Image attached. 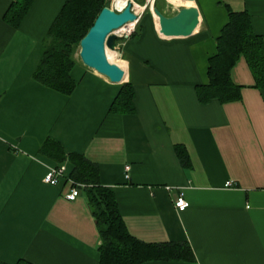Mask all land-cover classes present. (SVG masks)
I'll return each mask as SVG.
<instances>
[{
    "label": "crops",
    "instance_id": "obj_1",
    "mask_svg": "<svg viewBox=\"0 0 264 264\" xmlns=\"http://www.w3.org/2000/svg\"><path fill=\"white\" fill-rule=\"evenodd\" d=\"M13 1L0 0V262L98 264L100 240L87 198L81 189L66 199L71 166L58 185L44 182L56 163L39 147L51 138L97 165L100 184L113 190L134 238L187 242L194 255L193 262L144 264H264V89L254 87L241 57L231 74L241 87L239 101L201 104L196 95L208 83V59L227 9L246 13L264 43V0H194L198 26L171 39L159 33L149 0H139L145 10L135 32L115 42L113 63L123 81L111 83L77 61L71 96L32 78L66 0H34L17 27L4 20ZM154 3L167 17L187 7L182 0L175 11ZM127 83L134 111L109 113ZM176 146L188 155L186 167ZM179 194L189 204L183 212L173 205Z\"/></svg>",
    "mask_w": 264,
    "mask_h": 264
},
{
    "label": "trees",
    "instance_id": "obj_2",
    "mask_svg": "<svg viewBox=\"0 0 264 264\" xmlns=\"http://www.w3.org/2000/svg\"><path fill=\"white\" fill-rule=\"evenodd\" d=\"M33 1L14 0L5 13V22L17 27ZM135 1L139 3V0ZM106 6L107 0H66L44 39L43 53L32 75L34 81L65 96L72 95L76 83L71 77V70L77 62L75 55L79 42ZM154 7L160 11L156 3ZM227 12L228 21L216 39V53L208 59V83L196 87V95L201 104L213 100L222 104L240 100L241 87L233 83L231 74L241 57L253 75L254 87L264 89L263 38L253 32L250 17L246 13H236L229 9ZM133 99V88L128 83L124 84L112 102L109 113H132ZM175 151L181 164L186 167L189 160L184 148L176 146ZM39 153L54 161L57 166L69 164V179L85 186L82 192L87 198L99 234L98 264L194 261L187 242L147 244L134 238L119 213L113 190L100 184L96 164L82 155L65 153L61 144L51 138L44 140ZM16 264L30 263L20 260Z\"/></svg>",
    "mask_w": 264,
    "mask_h": 264
},
{
    "label": "water",
    "instance_id": "obj_3",
    "mask_svg": "<svg viewBox=\"0 0 264 264\" xmlns=\"http://www.w3.org/2000/svg\"><path fill=\"white\" fill-rule=\"evenodd\" d=\"M183 1L194 3V0ZM150 11L157 17L159 33L164 38L190 36L199 24V12L194 5L180 8L171 17L165 16L153 6ZM135 21L137 16L132 12L130 2L121 12H115L108 6L102 8L94 24L79 42L80 62L111 83H121L124 71L117 64L108 61L106 49L115 52L117 37L114 32Z\"/></svg>",
    "mask_w": 264,
    "mask_h": 264
},
{
    "label": "built area",
    "instance_id": "obj_4",
    "mask_svg": "<svg viewBox=\"0 0 264 264\" xmlns=\"http://www.w3.org/2000/svg\"><path fill=\"white\" fill-rule=\"evenodd\" d=\"M150 2V0H149ZM151 8L153 6V2L150 4ZM115 12H121L122 10H119L118 8L114 7L112 8ZM132 12L135 14L134 7H133V2H132ZM137 20L140 15H136ZM137 21L133 22L131 25L130 23L123 26L122 29L117 30L116 32V37L118 39H128L133 35L135 32V25ZM116 46V45H115ZM117 48V46H116ZM125 175L124 178L128 179V171H129V166L124 167ZM66 175V163L59 165V166H54L53 168L49 169L46 172V175L44 177V182L48 185L51 186H56L58 185L63 178ZM69 183L71 184V189L70 192L66 195V199L69 201H73L81 192V189L85 187L84 185L81 184H75L71 179H68ZM233 184L231 182H226L225 186L226 187H231ZM169 189V188H167ZM174 208L177 210V212H183L186 210L189 206L188 202L183 198L182 194H179V196L175 199L174 203Z\"/></svg>",
    "mask_w": 264,
    "mask_h": 264
},
{
    "label": "bare ground",
    "instance_id": "obj_5",
    "mask_svg": "<svg viewBox=\"0 0 264 264\" xmlns=\"http://www.w3.org/2000/svg\"><path fill=\"white\" fill-rule=\"evenodd\" d=\"M175 1H177V0H168V2L169 3H171V2H175ZM183 1V0H182ZM132 3V0H113V4H114V6L116 7V8H118L119 10H123L125 7H126V5L128 4V3ZM153 2V0H151L150 1V4ZM183 3H184V5H186L187 7H190V6H192L193 4L192 3H190V2H185V1H183ZM114 6L112 7V8H114ZM150 7H151V5H150ZM110 8V7H109ZM111 8V9H112ZM145 8H146V6H145ZM143 10H145L144 9V7H140V6H138V5H134V11H135V14L136 15H139V14H141L142 12H143ZM114 11V10H113ZM155 17V16H154ZM155 19H156V21H157V17H155ZM132 23H130V25H131ZM122 29V28H121ZM118 32V31H117ZM116 31L114 32V34H116L117 33ZM111 53H112V55H111ZM115 55V53H113V51H110V50H108V49H106V56H107V59H108V61L109 62H112V59H110L111 58V56L113 57V60H114V55Z\"/></svg>",
    "mask_w": 264,
    "mask_h": 264
},
{
    "label": "rangeland",
    "instance_id": "obj_6",
    "mask_svg": "<svg viewBox=\"0 0 264 264\" xmlns=\"http://www.w3.org/2000/svg\"><path fill=\"white\" fill-rule=\"evenodd\" d=\"M132 2H133V7H134V5L136 4V5H138V3L135 1V0H132ZM160 2L162 3V4H164L165 6H167V7H169V10H171V8H173V10L175 11L176 9H178V7H179V3H176L175 4V2L174 3H172V4H170L169 2H165L164 0H160ZM107 5H108V7H110V8H112L113 6H114V4H113V0H107ZM138 6H140V5H138ZM115 7V6H114ZM141 7V6H140ZM149 8H151L150 7V5H149ZM143 12H144V10H143ZM142 12V13H143ZM172 13V12H171ZM140 15V14H139ZM78 52H79V47H78V49H77V54L75 55V58L77 59V61H79L80 62V60H79V58H78ZM114 53V52H113ZM111 55H112V53H111ZM110 59H112V62L111 63H113V57L111 56V58ZM114 61H115V59H114Z\"/></svg>",
    "mask_w": 264,
    "mask_h": 264
}]
</instances>
